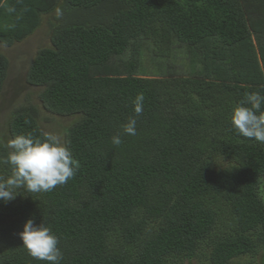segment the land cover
Instances as JSON below:
<instances>
[{
	"label": "trees",
	"instance_id": "1",
	"mask_svg": "<svg viewBox=\"0 0 264 264\" xmlns=\"http://www.w3.org/2000/svg\"><path fill=\"white\" fill-rule=\"evenodd\" d=\"M51 15V47L26 83L43 110L77 117L64 143L78 171L50 192L0 201V264H49L23 246L28 219L59 237L60 264L181 263L205 243L209 264L264 253V144L231 123L244 94L264 89V0H0V47ZM144 44L158 58L182 50L187 67L138 76ZM9 68L0 52V95ZM40 117L30 100L13 109L0 160L16 135L41 136ZM10 175L0 163V178Z\"/></svg>",
	"mask_w": 264,
	"mask_h": 264
},
{
	"label": "clouds",
	"instance_id": "2",
	"mask_svg": "<svg viewBox=\"0 0 264 264\" xmlns=\"http://www.w3.org/2000/svg\"><path fill=\"white\" fill-rule=\"evenodd\" d=\"M144 94L138 93L133 100L134 112H143ZM264 89L245 93L244 98L233 109L231 123L235 131L248 139L264 144ZM137 120L129 117L123 126L128 135H136ZM115 145L122 143L120 135L112 137ZM7 156L0 163L11 166V175L0 178V201L15 200L21 190L28 193L50 192L56 186L66 184L78 171V163L71 149L53 133L42 132L40 137L31 133L19 134L8 140ZM23 246L34 259L60 264L63 253L59 237L44 223L37 225L28 219L19 233Z\"/></svg>",
	"mask_w": 264,
	"mask_h": 264
},
{
	"label": "rangeland",
	"instance_id": "3",
	"mask_svg": "<svg viewBox=\"0 0 264 264\" xmlns=\"http://www.w3.org/2000/svg\"><path fill=\"white\" fill-rule=\"evenodd\" d=\"M53 16L44 17L41 27L23 42L17 43L10 48L0 47V52L10 61L9 75L3 93L0 95V134L5 138L8 135V119L11 118L13 109L25 104L28 100L40 109V125L43 131L58 135L62 142L65 139V128L77 119L76 116L63 117L43 110L38 97L40 89L31 87L26 83L27 70L37 51L42 48L51 47L49 20H52ZM176 55L170 51L164 58L154 57L151 46L149 44L145 46L144 44L138 58L140 65L136 69V74L140 77H163L166 66H169L176 73L175 75H177L179 74L178 72L183 70L182 67L184 69L187 67V61L182 50L178 51ZM128 56L125 57V60L129 59ZM259 195L264 202V178L261 180ZM202 247V253H199V256L195 259L183 260L181 263L174 261L172 263L209 264L208 246L205 243ZM234 264H264V253L260 251L254 255L240 257L234 260Z\"/></svg>",
	"mask_w": 264,
	"mask_h": 264
}]
</instances>
